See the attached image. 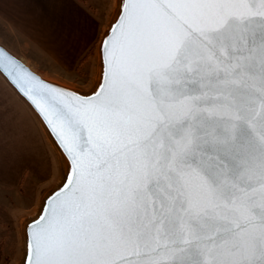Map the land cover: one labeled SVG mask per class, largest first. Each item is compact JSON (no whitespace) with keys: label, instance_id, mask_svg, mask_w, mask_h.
Listing matches in <instances>:
<instances>
[{"label":"snow or ice","instance_id":"1","mask_svg":"<svg viewBox=\"0 0 264 264\" xmlns=\"http://www.w3.org/2000/svg\"><path fill=\"white\" fill-rule=\"evenodd\" d=\"M99 58L55 105L10 74L66 162L22 264H264V0H117Z\"/></svg>","mask_w":264,"mask_h":264},{"label":"rangeland","instance_id":"2","mask_svg":"<svg viewBox=\"0 0 264 264\" xmlns=\"http://www.w3.org/2000/svg\"><path fill=\"white\" fill-rule=\"evenodd\" d=\"M115 1L81 0L96 18L95 43L83 52L72 71L51 69L52 74L43 75L81 92L92 88L97 71V45L112 20ZM42 63L47 66L46 62ZM0 103L3 105L0 109L3 113L0 120V232L4 234L0 264H18L23 251L22 222L38 206L47 188L57 181L58 167L35 117L1 75Z\"/></svg>","mask_w":264,"mask_h":264},{"label":"crops","instance_id":"3","mask_svg":"<svg viewBox=\"0 0 264 264\" xmlns=\"http://www.w3.org/2000/svg\"><path fill=\"white\" fill-rule=\"evenodd\" d=\"M96 33L95 15L81 0H0L1 45L41 74L75 69Z\"/></svg>","mask_w":264,"mask_h":264},{"label":"water","instance_id":"4","mask_svg":"<svg viewBox=\"0 0 264 264\" xmlns=\"http://www.w3.org/2000/svg\"><path fill=\"white\" fill-rule=\"evenodd\" d=\"M116 8H117V0L115 1V10H114V15L112 17V20L110 21L108 27L106 28L105 32L102 33V37L99 40V43L97 45V71H96V75L94 78V82L93 84L95 85L98 80H99V75L101 72V64H100V58H99V45L101 40L104 38L105 33L109 30V27L112 23V21L115 19V13H116ZM0 52H2L6 58H11V60H14L16 63L12 64L9 63L7 61V59L5 60V63L3 64V66H0V75L2 76V78L6 81V83L14 90V92L16 93V95L25 103V105L28 107V109L30 110V112L33 114V116L35 117L39 127L41 128V131L43 132V135L47 141V144L50 148V150L52 151L55 160H56V164L58 167V179L57 181L50 185L46 192L44 193L43 197L39 200L38 206L35 208V210L22 222V227H21V232H22V242H23V226L24 224L37 212L38 208L41 206V203L45 200V198L47 197L48 193L57 185L62 181V178L66 172V162L64 159V156L62 155L61 151L56 147L52 136L49 135L48 130L45 128L44 124L41 122L40 117L36 114V112L33 111L32 107L30 106V104L18 93L17 88L13 85V83L11 82V77L10 74L13 72H16L17 75H24L25 72L30 74L32 77L35 78V80L33 81V84L36 86L37 91H47L50 93V98L48 99V102L55 105V104H59L62 103L63 100L60 97V95L57 93V90L55 89V87H50V86H59V89H70L73 92H79L82 94L85 93H90L94 87V85L92 86V88L87 91V92H81L78 90H75L73 88H70L66 85L61 84V82L57 79H53L50 77H47L39 72H37L35 69H33L30 65H28L25 61H23L21 58H19L18 56H16L15 54H13L12 52H10L9 50H7L3 45L0 44ZM19 65V67L17 66ZM41 84H43V88H41ZM55 110V109H54ZM22 258H23V251H22V257L21 260L18 264H22Z\"/></svg>","mask_w":264,"mask_h":264}]
</instances>
